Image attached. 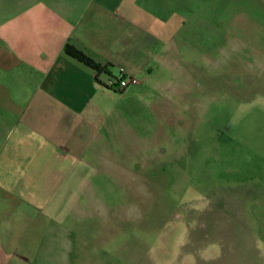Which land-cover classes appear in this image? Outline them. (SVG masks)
<instances>
[{"label": "rangeland", "instance_id": "obj_1", "mask_svg": "<svg viewBox=\"0 0 264 264\" xmlns=\"http://www.w3.org/2000/svg\"><path fill=\"white\" fill-rule=\"evenodd\" d=\"M156 1L183 20L169 62L123 91L100 74L34 264H264V0Z\"/></svg>", "mask_w": 264, "mask_h": 264}, {"label": "crops", "instance_id": "obj_2", "mask_svg": "<svg viewBox=\"0 0 264 264\" xmlns=\"http://www.w3.org/2000/svg\"><path fill=\"white\" fill-rule=\"evenodd\" d=\"M18 2L0 30V264H34L43 226L52 231L50 202L82 165L89 129H101L104 85L65 44L111 64L113 76L147 80L183 25L156 0Z\"/></svg>", "mask_w": 264, "mask_h": 264}, {"label": "trees", "instance_id": "obj_3", "mask_svg": "<svg viewBox=\"0 0 264 264\" xmlns=\"http://www.w3.org/2000/svg\"><path fill=\"white\" fill-rule=\"evenodd\" d=\"M64 52L77 59L78 61L82 62L83 64L89 66L90 68L94 69L97 73L96 75V80L103 84L102 81L99 79V75L102 73H106L109 75V78H113L115 76L112 75L111 71H110V65L111 64H101L100 62H97L95 59H93L90 55H88L85 51L81 50L80 48H78L76 45L68 42L65 44L64 46ZM105 86H107L108 88H113L114 86H111L109 84H104ZM120 91H123L124 88L120 89L118 88Z\"/></svg>", "mask_w": 264, "mask_h": 264}, {"label": "built area", "instance_id": "obj_4", "mask_svg": "<svg viewBox=\"0 0 264 264\" xmlns=\"http://www.w3.org/2000/svg\"><path fill=\"white\" fill-rule=\"evenodd\" d=\"M136 83H138V79L136 77L129 76L123 72L109 80V85L120 89L126 88L129 85Z\"/></svg>", "mask_w": 264, "mask_h": 264}]
</instances>
